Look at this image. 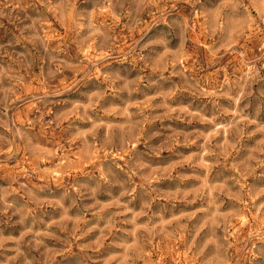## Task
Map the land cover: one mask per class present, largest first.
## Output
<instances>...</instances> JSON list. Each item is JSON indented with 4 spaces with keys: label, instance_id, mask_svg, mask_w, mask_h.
<instances>
[{
    "label": "rangeland",
    "instance_id": "1",
    "mask_svg": "<svg viewBox=\"0 0 264 264\" xmlns=\"http://www.w3.org/2000/svg\"><path fill=\"white\" fill-rule=\"evenodd\" d=\"M264 0H0V264H264Z\"/></svg>",
    "mask_w": 264,
    "mask_h": 264
},
{
    "label": "built area",
    "instance_id": "2",
    "mask_svg": "<svg viewBox=\"0 0 264 264\" xmlns=\"http://www.w3.org/2000/svg\"><path fill=\"white\" fill-rule=\"evenodd\" d=\"M262 24H263V26H264V19H263V21H262Z\"/></svg>",
    "mask_w": 264,
    "mask_h": 264
}]
</instances>
